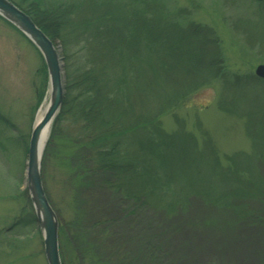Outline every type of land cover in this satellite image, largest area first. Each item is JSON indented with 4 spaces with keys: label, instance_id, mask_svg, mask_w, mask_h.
I'll return each mask as SVG.
<instances>
[{
    "label": "trees",
    "instance_id": "16d2710c",
    "mask_svg": "<svg viewBox=\"0 0 264 264\" xmlns=\"http://www.w3.org/2000/svg\"><path fill=\"white\" fill-rule=\"evenodd\" d=\"M10 1L54 44L64 45L66 95L42 165L52 152L72 190L91 188L97 174L113 178L100 186L127 189L138 199L156 191L162 199L169 194L166 203L175 210L185 208L191 197L221 206L261 200L258 190L264 185L255 173L256 162L264 161V117H259L264 113V81L254 75L230 78L214 31L180 21L165 0H105L88 10L66 0ZM42 74L47 88L45 65ZM217 79L227 91L221 93L219 108L248 118L247 131L261 150L256 161V154L253 160L238 153L226 157L223 166L208 135L200 147L175 114L192 106L197 93ZM44 97L43 91L39 105ZM166 115L173 117V131L163 125ZM61 138L65 145L51 149ZM238 175L244 183L235 182ZM29 221L34 223L35 216ZM59 238L63 246L62 232ZM80 241L73 239L79 256L74 264L89 257L106 263L94 243Z\"/></svg>",
    "mask_w": 264,
    "mask_h": 264
},
{
    "label": "rangeland",
    "instance_id": "374dc122",
    "mask_svg": "<svg viewBox=\"0 0 264 264\" xmlns=\"http://www.w3.org/2000/svg\"><path fill=\"white\" fill-rule=\"evenodd\" d=\"M66 1L88 10L105 0ZM164 2L179 15L180 21L191 20L215 32L230 78L257 77L256 68L264 65V1ZM54 46L65 68L64 45L58 41ZM44 65L47 88L42 74ZM64 78L66 83L65 75ZM223 84L217 79L212 87L197 93L192 106L175 114L185 121L200 147L205 143L203 135H208L223 166L228 164L226 157L238 153L248 154L253 160L256 154V161L261 150L255 148L247 131L248 118L219 108L221 93L227 94ZM43 91L45 97L39 105ZM49 93L48 70L40 51L0 16V264H48L44 237L27 189L26 170L37 115L50 100ZM259 117H264V113ZM162 121L166 131L176 129L172 115ZM256 126L257 132L260 128ZM57 143L50 148H61L66 142L61 138ZM51 153L43 167V152L41 180L59 222V235L62 232L63 246L60 238L59 244L63 264L79 260L73 242L76 238L94 243L98 255L108 264H264V190H258L261 200L251 199L248 203L239 200L221 206L191 197L185 208L175 210L166 203L171 201L169 194L162 199L156 191L138 199L127 189L121 192L100 186L113 181L104 175L96 174L91 188L75 192L67 182L64 167H60L61 161L54 160ZM256 167L255 178L264 185V161H257ZM241 177L238 175L235 182L244 183ZM32 215L34 223L29 221ZM94 263L89 257L78 264Z\"/></svg>",
    "mask_w": 264,
    "mask_h": 264
},
{
    "label": "water",
    "instance_id": "95a60500",
    "mask_svg": "<svg viewBox=\"0 0 264 264\" xmlns=\"http://www.w3.org/2000/svg\"><path fill=\"white\" fill-rule=\"evenodd\" d=\"M263 2L264 0H258ZM0 16L19 29L40 51L47 66L50 80V102L41 123L34 127L28 152L26 180L27 189L35 208L37 223L44 237L45 255L48 264H63L59 244V222L41 180L40 139L46 126L52 125L59 114L65 96V68L63 58L49 37L35 24L29 15L10 0H0ZM255 74L264 80V65L256 68Z\"/></svg>",
    "mask_w": 264,
    "mask_h": 264
},
{
    "label": "bare ground",
    "instance_id": "6f19581e",
    "mask_svg": "<svg viewBox=\"0 0 264 264\" xmlns=\"http://www.w3.org/2000/svg\"><path fill=\"white\" fill-rule=\"evenodd\" d=\"M49 102L50 100H48L45 105L40 109L38 115H37V119H36V126L39 125L42 121V119L44 118L48 106H49ZM50 129H51V125H48L45 127V129L42 131L41 134V139H40V152H44L46 144L49 140V136H50Z\"/></svg>",
    "mask_w": 264,
    "mask_h": 264
}]
</instances>
